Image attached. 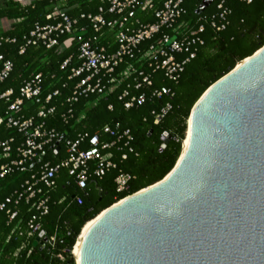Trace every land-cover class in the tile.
Segmentation results:
<instances>
[{"label":"trees","instance_id":"trees-1","mask_svg":"<svg viewBox=\"0 0 264 264\" xmlns=\"http://www.w3.org/2000/svg\"><path fill=\"white\" fill-rule=\"evenodd\" d=\"M202 1L184 0L183 3L186 13L182 20L185 24L189 28H204L198 33L199 42L195 46L197 56L186 65L177 83L165 77L162 70L150 72L152 86L143 90L148 95L147 101L140 105L135 104L129 109L118 99L120 89L101 98L92 94L83 95L72 105L65 102L74 81H66L60 65L75 51L74 47L59 52L30 45L23 54L19 53L24 43V35L36 23L45 24L49 21L46 15L51 9L50 0H35L25 6L16 0H5L0 5V20L7 18L17 21L12 24L11 29L0 32V37L15 39L14 42L3 41L0 45V53L14 63L9 78L0 84V92L12 89L11 100H14L19 96L23 81L32 74L42 72L44 95L54 89L60 92L48 103L49 107H55V114L43 119L46 128H55L61 134L68 131L70 138L83 131L90 135L97 134L102 143L114 142L117 140L116 136L125 130H129L131 135V139L122 137L111 148L103 150V153L111 154L110 160L114 166L101 177L93 174L95 161L90 162L89 172L92 175L85 189H79L75 173L63 167L56 171L54 187L39 185L42 193L37 194L32 202L49 197V212L40 216L37 221L41 223L46 235L54 240L53 247L33 246L37 235L28 236L27 222L36 213L34 208L24 200L17 206L13 202L7 203L6 208L0 210V264H75L68 250L73 249L81 229L88 221L124 197L160 181L173 169L182 151L187 120L194 104L239 61L264 46V0H213L204 11L197 13ZM220 2L230 9V14L226 26L217 30L212 22H222L219 19ZM70 4L77 5L69 11L76 16L81 12H96L101 0H72ZM139 17L145 23L154 21L147 13H141ZM72 65H76V62ZM52 75L56 77L52 78ZM65 82H68V87L63 86ZM161 87L169 88L172 96H152V92ZM167 103L171 105V109L157 121L154 112ZM9 104L10 101L0 98L1 118L6 116ZM38 108V104L27 101L23 106V113L26 116L34 115ZM70 108L73 118L65 123L61 116ZM106 125L111 126L117 135L105 132ZM11 138L13 141L10 143L9 156L0 150V166L15 158L17 148L23 142V134L15 127H8L3 120L0 122V139ZM83 147L87 148L88 145L84 144ZM66 156L65 142H62L59 151L48 153L43 161H50L53 166L58 167ZM124 156L126 157L123 158ZM39 167L40 164L29 163L26 171L16 170L0 177V205L25 179L37 173ZM125 173L131 176L128 188L118 192L116 179ZM77 196L82 199V203H78ZM7 208L18 211L11 222L6 213ZM27 241H30L29 247H33L30 256L27 255L28 247L21 249Z\"/></svg>","mask_w":264,"mask_h":264},{"label":"water","instance_id":"water-1","mask_svg":"<svg viewBox=\"0 0 264 264\" xmlns=\"http://www.w3.org/2000/svg\"><path fill=\"white\" fill-rule=\"evenodd\" d=\"M257 52L194 104L180 162L95 216L80 264H264V46Z\"/></svg>","mask_w":264,"mask_h":264},{"label":"built area","instance_id":"built-area-1","mask_svg":"<svg viewBox=\"0 0 264 264\" xmlns=\"http://www.w3.org/2000/svg\"><path fill=\"white\" fill-rule=\"evenodd\" d=\"M71 1L50 0L51 9L46 15L49 21L45 24L36 23L30 32L24 35V43L19 50V53L23 54L30 45L42 46L48 50L55 49L59 52L71 47L75 48V51L60 65V69L66 75V81H74L65 100L70 105L76 103L83 95L92 94L101 98L118 89H120L118 99L123 101L126 109L135 104H143L148 99V95L143 90L152 86L150 72L162 70L165 77L177 83L186 65L197 56L195 46L199 42L198 33L204 28L203 26L199 29L189 28L182 20L186 13L184 0H107V2L101 0L96 12H81L76 16L69 13L77 7L70 4ZM20 4L25 6L28 3ZM201 5L198 9H201ZM218 8L219 19L222 22L220 24L212 22V26L222 30L227 24L230 9L225 7L223 2L218 4ZM141 13L149 14L154 21L143 22L139 17ZM3 41L14 42L15 39L0 37V45ZM73 62H76V65H72ZM13 69V61L0 53V84L9 78ZM54 77L56 76L52 75V78ZM68 82L63 83V86L68 87ZM43 89V73L38 72L23 81L19 96L14 100H11L12 89L0 92V98L10 101L6 116L0 117V122L5 120L8 127H15L23 134V142L17 148L15 158L0 166V177L16 170L26 171L29 163L40 164L37 173L25 179L20 187L0 205V210H3L7 203L13 202L17 206L24 200L32 209L34 208L36 213L29 218L26 227L30 237L39 236L44 231L37 219L49 212V197L32 202L37 194L42 193L40 184L47 188L54 187L56 171L59 167H63L75 173L77 187L83 190L92 175L89 172L90 162L95 161L93 174L101 177L106 170L114 166L110 160L111 154L103 153V150L111 148L122 137L131 139L129 130L117 135L111 126L106 125L105 132L117 135V140L114 142L102 143L97 134L90 135L84 131L77 132L71 138L67 133L66 137L60 140L68 131L61 134L55 128H46L43 121L55 114V107H49L48 103L60 92L54 89L44 95ZM164 95L172 96L171 90L161 87L152 92V96ZM27 101L39 105L36 114L26 116L23 113V106ZM109 108L111 109L112 106ZM170 109L171 105L167 103L154 112L157 121L168 114ZM61 118L68 123L73 118L72 109L62 114ZM12 141V138L0 139V150L6 156H9ZM57 142H60V145L65 142L67 152L66 158L61 160L59 166H53L50 161L44 162V159L38 162L42 153L59 151ZM84 144L88 147L84 148ZM130 179L131 176L127 173L119 175L116 179L117 191H125ZM76 200L82 203L79 196ZM6 213L11 222L18 211L7 208ZM44 236L48 240L44 242L43 248L48 245L53 247L54 240H51L46 232ZM29 244L30 241H27L21 247V249L28 247V256L33 251V247L31 245L29 247Z\"/></svg>","mask_w":264,"mask_h":264},{"label":"bare ground","instance_id":"bare-ground-1","mask_svg":"<svg viewBox=\"0 0 264 264\" xmlns=\"http://www.w3.org/2000/svg\"><path fill=\"white\" fill-rule=\"evenodd\" d=\"M259 52V50H258ZM257 52V53H258ZM251 58V57H250ZM250 58L248 59H244L242 61H239L237 63V67L241 66L243 63H245L247 60H249ZM190 122H191V119L188 120V128H187V136L184 138L183 140V152L180 154L179 158H178V163L180 162L181 158L183 157V154L186 152V149H187V145H188V137H189V129H190ZM103 214V213H102ZM101 217V215H99L98 217H95L93 220H90L88 221L84 227L82 228L81 230V233L77 239V242L75 244V247L73 249V253L77 259V264H80V258H79V254H80V248H81V240H82V236L84 234V232L93 224H95L97 222V220Z\"/></svg>","mask_w":264,"mask_h":264},{"label":"crops","instance_id":"crops-1","mask_svg":"<svg viewBox=\"0 0 264 264\" xmlns=\"http://www.w3.org/2000/svg\"><path fill=\"white\" fill-rule=\"evenodd\" d=\"M35 0H20L18 1L19 3H24V4H30L34 2ZM5 3V0H0V5H3ZM17 22L16 20H9L7 18H3L0 20V32H5L9 29H11L12 24Z\"/></svg>","mask_w":264,"mask_h":264}]
</instances>
